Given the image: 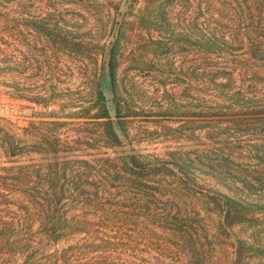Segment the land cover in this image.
<instances>
[{
  "label": "rangeland",
  "instance_id": "374dc122",
  "mask_svg": "<svg viewBox=\"0 0 264 264\" xmlns=\"http://www.w3.org/2000/svg\"><path fill=\"white\" fill-rule=\"evenodd\" d=\"M253 2L256 0L149 2V16L126 32L118 70L120 86L135 111L125 121L127 136L117 129L121 145H111L101 122L90 118L66 119L69 123L58 132L66 150L61 156L109 169L88 179L102 182L100 186L106 190L102 211L157 212L175 217V234L148 226L150 235L164 236L167 241L170 248L164 252V260L168 264H233L231 239L218 236L222 214L208 199L212 192L232 194L230 189L242 190L245 181L254 198L264 202V181L254 173L264 171V122H259L257 114H245L262 109L264 81L242 57L235 63L228 55L206 54L193 42L200 35L226 40L246 37L252 21L248 8ZM115 3H120L119 10L113 7ZM130 3L63 0L59 20L66 30L106 44L114 36L115 18L123 13L129 21L134 18L140 3H135L134 9L128 7ZM256 23L257 18L253 20ZM50 52L41 67L32 63L25 70L26 63L19 56L7 65L13 72L0 74V93L17 98L21 111L13 121L0 117V126H11L18 134L27 153L23 160L45 156L37 152L39 139L32 134L39 123L87 112L101 79L102 53L75 52L56 44ZM102 87L113 112L110 90L105 83ZM130 153L152 163L182 164L195 183H184L179 176L125 180L119 170ZM9 163L0 151V166ZM96 186L88 187V192L94 193ZM252 216L233 232L259 247L246 264H264V242L257 243L258 236L264 240V211ZM134 230L136 257L154 261L155 250L142 253L140 232Z\"/></svg>",
  "mask_w": 264,
  "mask_h": 264
},
{
  "label": "trees",
  "instance_id": "16d2710c",
  "mask_svg": "<svg viewBox=\"0 0 264 264\" xmlns=\"http://www.w3.org/2000/svg\"><path fill=\"white\" fill-rule=\"evenodd\" d=\"M152 1L131 0L130 9L140 3L134 18L129 21L125 13L115 18L112 40L101 44L62 27L59 18L63 0H0V74L6 70L13 72L14 69L7 65L14 63L19 56L23 57V64L26 63L23 65L25 70L32 63L41 67L51 57L50 48L54 44L75 52L104 55L97 94L87 112L40 122L32 133L39 139L37 152L44 157L32 161L21 159L27 153L20 146L18 134L11 126H0V151H4L10 162L0 166V264H168L164 260V252L170 248L167 241L164 236L150 235L152 232L148 226L175 234L178 232L177 222L172 220L175 217L157 212L102 211L100 206L106 190L100 186L102 182H89L88 179H96L109 169H96L87 160L72 161L69 156H61L60 153L66 150L62 149L64 144L58 134L59 129L69 123L66 119L90 118L101 122L104 137L111 145H121V133L127 136L126 118L135 112L118 79L127 43L126 32L149 16L148 6ZM113 7L119 10L120 3ZM248 13L252 21L247 25L249 33L246 37L226 40L200 35L193 42L204 53L216 57L228 55L235 63H239V57H242L246 66L264 81V0L253 2ZM255 18L257 23L254 25ZM103 83L110 90L113 112L103 92ZM261 105L262 109L244 113L257 114L259 122H264V102ZM261 161L264 163V152ZM124 165L119 172L128 181L179 176L184 183H195L182 164L152 163L130 153ZM254 173L258 175L256 179L264 181V171ZM242 183V190L230 189L232 194L214 191L208 195L209 201L222 214L218 236L231 239L233 264H246L259 250L246 239L236 236L233 229L264 211V202L254 198L247 182ZM94 184L97 185L94 193L88 192V187ZM135 228L143 241L140 251L155 250L154 261L136 257ZM257 241L259 245L264 242L259 236Z\"/></svg>",
  "mask_w": 264,
  "mask_h": 264
},
{
  "label": "built area",
  "instance_id": "2783aa9c",
  "mask_svg": "<svg viewBox=\"0 0 264 264\" xmlns=\"http://www.w3.org/2000/svg\"><path fill=\"white\" fill-rule=\"evenodd\" d=\"M20 113V101L17 98L0 93V117L13 120Z\"/></svg>",
  "mask_w": 264,
  "mask_h": 264
}]
</instances>
